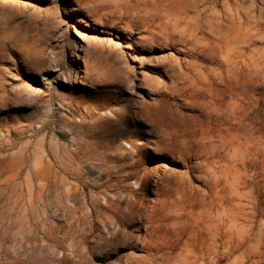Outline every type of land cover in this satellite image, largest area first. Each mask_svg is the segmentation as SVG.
<instances>
[{
  "label": "rangeland",
  "instance_id": "rangeland-1",
  "mask_svg": "<svg viewBox=\"0 0 264 264\" xmlns=\"http://www.w3.org/2000/svg\"><path fill=\"white\" fill-rule=\"evenodd\" d=\"M186 2L198 6L191 8L197 16L192 22L204 28L212 47L149 44L142 31L95 21L84 7L88 0H0V110L7 109L17 91L27 100L0 111V264H178L191 254L184 241L170 249L174 237L168 231L154 242L159 249H153L147 244L151 223L146 220L161 214L164 199L174 196L169 191L174 182H186L200 203L211 196L215 180L225 179L240 148L252 149L249 174L264 191V0ZM211 22L232 26L245 39L232 51L246 92L236 114L227 107L238 96L212 77L226 69L230 47L218 45ZM27 40L40 45L47 80L22 62ZM99 49L106 78L84 84L80 77L61 73L63 64L84 66L76 51L85 55ZM175 58L194 61L206 74L201 79L215 82V88L191 89L184 87V79L173 81L165 64ZM47 89L54 92V101H45L50 92L39 101L36 93ZM60 95L73 104L69 107ZM39 103L44 105L42 120L33 128L52 119V131L34 135L26 119L36 114ZM21 114L23 121L17 117ZM62 115L74 131H61ZM40 142L49 145L32 147ZM57 142L63 146H50ZM128 194L134 210L147 216L133 226L122 212ZM116 195L122 197L120 211L107 219L114 210L106 206ZM72 207H78L75 213ZM88 214L85 224L78 220ZM71 224L78 228L74 237ZM86 227L95 233L85 232ZM118 231L121 240L130 235L128 244L110 242ZM219 250L223 257L225 248ZM225 258L217 264H230Z\"/></svg>",
  "mask_w": 264,
  "mask_h": 264
},
{
  "label": "bare ground",
  "instance_id": "bare-ground-1",
  "mask_svg": "<svg viewBox=\"0 0 264 264\" xmlns=\"http://www.w3.org/2000/svg\"><path fill=\"white\" fill-rule=\"evenodd\" d=\"M186 1L187 0H88L89 3L85 4L84 7L86 8L88 14L100 24H111L113 26H117L118 28L122 27L126 31H142L143 37H145L149 44H165L171 47L180 44H197L206 48L212 47L213 44L209 40V36L205 32L204 28L192 22V19L197 16H195L196 14H192L191 8H195L196 10L198 6L195 3L188 4L189 2ZM229 8L227 9L228 11L234 10ZM114 16H118V19H114ZM211 24L213 28L210 29L216 34L215 38L218 39V45H221V42H225L230 47L229 50L226 46V49L230 51V53L227 54V60L229 63H226V69L215 71L212 77L220 79L221 82H224L223 84L228 86V91L231 96L237 95L239 97V100L237 99L238 97L235 98L234 101L230 102L227 107L228 111L232 114H236V110L243 105L242 101L244 100L243 98L246 92L241 78L239 79L237 73L238 71L236 68L238 67L235 65L233 66V63L236 62L234 61L236 55L235 52L232 51L236 49V42H242L245 39L241 37L236 30H234L235 28L232 29V26L225 29L224 26L218 23L211 22ZM207 27L208 26H206V28ZM29 42L30 41L27 40V42L23 43V48L20 52L22 62H24L30 71L41 75L43 80H47L48 78L45 75L46 72L49 71V67L46 65V61L42 57L40 45L38 44L37 46V44ZM101 50L99 49L94 52H85V55H80L76 51L77 57L84 62V66L82 67L80 63L76 67L63 64L61 66V73L69 78L72 76L80 77L82 80L81 82L84 84L90 83L95 79H99L101 76L106 78L104 77L106 75L104 72L107 67H105V58L103 59L104 54ZM231 53L233 56H231ZM193 63L188 61L187 58H175L167 62L165 66L167 70L171 72L173 81L180 78L185 80L184 87H190L191 89H200V87L215 88V82L201 79L206 74ZM199 66L201 65L199 64ZM234 77L238 80L237 83L235 82L236 84H234ZM242 80L244 81V79ZM202 83L208 84L201 85ZM31 91L34 92L35 90ZM46 92H50V94L49 98L47 100L45 99V101H54V92L52 93L51 89L37 93L35 91L39 101H43ZM24 99L25 95L23 92L17 91L14 97L8 98L7 109L2 108L0 111L2 113H6L8 110L11 111L13 108L19 106L18 102H27V100ZM64 101H67L66 103L69 107L73 104V99H66ZM13 104L16 105L11 106ZM35 107L37 109L36 114L33 117L28 116L26 119L29 121L27 128H32L34 130V135L51 132V124L53 123L52 119L42 121L37 128H33L37 119L42 120L41 117L43 112L40 113V110L44 107V105L40 106L39 103ZM158 114L161 120L165 118L163 108L159 109ZM22 116V114L17 116L20 118V121H23ZM55 116L56 111L53 109L51 117ZM58 122L60 123L61 131L64 132L67 129L69 131H74V128L70 126V122L66 120L65 115L60 116ZM48 145L49 144L47 143L40 142L33 144L32 147L36 149H45ZM50 146L61 148L63 145L62 143L57 142L53 145L51 143ZM252 154V149L240 148L238 153L234 154L231 164L226 168V172H224L226 173L225 179L222 180L217 178L215 180L214 193L211 196L206 194L203 202L201 203L198 202V199H195L196 195L193 190L189 191L187 189L188 186L186 185V182H174V186L171 184L173 187L169 191L173 192L174 196H170L168 199L165 198L166 200L164 199L163 206L160 210L162 212L158 217L150 215L148 220H146L151 223L147 229V235L150 237L147 244H149L150 247L152 244L154 249L156 245L154 242L163 236L162 234L166 235V232L169 231L174 237V239L170 241L172 242L170 249L175 248V245L178 244L179 241L183 240L186 245V250L191 253L188 255L185 254L183 261L178 264H217L225 257V259L230 261V264H264V191L260 182H257L255 177H250L249 174L252 164L247 160V157ZM108 172L109 169L107 168L106 173ZM220 174L217 175L220 176ZM211 178H214V176ZM183 180H185V178ZM223 182L227 186L225 185L220 187L219 185ZM248 188L251 189L250 193H245L244 190ZM138 194V192L134 193L133 196ZM121 198L122 197H120V195H116L114 200L108 201L106 208L114 210V214H112V216L107 215V219H114V217L118 216L121 208ZM122 201L126 203V207L122 209V212L128 217L126 219L127 225L133 226L138 221L143 222L147 219V216L144 215L145 212H142L141 210L136 211L138 209L134 210L133 203L131 202V196H129V194ZM112 206H116V208L112 209ZM76 208L78 207L71 208L73 213L76 212ZM89 217V214L84 215L78 220L85 224L87 220H89ZM73 227L71 224L70 229L73 231L71 235L72 237H74L78 232V228L75 229ZM53 229L56 230L57 227L53 226ZM95 230L96 229L94 227L84 228L85 232H90L91 234L95 233ZM120 236V231H118L114 234L110 242L117 244L119 241L124 244H128V238L130 235L127 233L123 234V240L119 238ZM220 246L225 248L223 257L220 256ZM150 247L147 251L151 250ZM161 247L163 246L161 245ZM187 247H192V249ZM198 247H200L201 252L196 251V248ZM155 249L158 250L159 247L157 246ZM195 258L196 260H194Z\"/></svg>",
  "mask_w": 264,
  "mask_h": 264
}]
</instances>
